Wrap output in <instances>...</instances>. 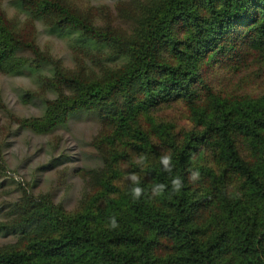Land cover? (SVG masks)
Segmentation results:
<instances>
[{
    "label": "trees",
    "instance_id": "16d2710c",
    "mask_svg": "<svg viewBox=\"0 0 264 264\" xmlns=\"http://www.w3.org/2000/svg\"><path fill=\"white\" fill-rule=\"evenodd\" d=\"M19 2L71 36L79 51L90 53L94 45L125 60L99 75L53 61L52 77L62 91L29 125L50 127L71 110L92 108L113 136L127 134L144 151L147 133L130 120L152 105L181 99L195 127L180 137L164 123L153 126L165 151L138 175L139 200L129 180L121 188L112 183L111 156L94 175L98 196L79 209L65 212L47 196L16 202L0 230L32 220L36 233L23 247H0V264H264V92L221 95L206 88L198 93L195 86L205 58L239 60L244 47L264 54V0L137 1L134 30L124 39L109 23L97 24L62 0ZM12 29L0 11V70L7 72L22 64L13 51L23 41ZM163 154L172 158L171 173L160 163ZM197 170L199 180L189 181ZM174 177L184 184L175 194ZM157 183L167 187L153 198ZM112 216L116 229L108 227Z\"/></svg>",
    "mask_w": 264,
    "mask_h": 264
},
{
    "label": "rangeland",
    "instance_id": "374dc122",
    "mask_svg": "<svg viewBox=\"0 0 264 264\" xmlns=\"http://www.w3.org/2000/svg\"><path fill=\"white\" fill-rule=\"evenodd\" d=\"M62 1L97 24L109 23L124 39L134 30L130 16L139 7L137 1L145 0ZM0 11L23 41L13 51V58L22 64L13 71L0 70V220H10L12 214L6 212L26 196H47L50 205L65 212L79 209L85 199L99 194L95 176L105 167L104 158L114 156L109 167L115 170L112 176L117 177L112 183L121 188L129 173L142 174L143 166L135 163L137 157H146V164L165 151L158 133L153 131L156 123L168 125L169 131L180 137L195 127L181 99L152 105L130 120L147 133L149 146L144 151L131 145L135 140L127 134L113 136V130L92 108L71 110L64 120L50 127L29 125L32 118L43 113L44 102L62 91L52 77L53 61L57 60L60 68L75 71L81 67L82 74L99 75L125 60L120 53L104 55L106 49H95L94 45L88 46L92 47L90 53L79 51L71 36L55 32L19 0H0ZM244 50L245 56L239 60L212 57L201 61L196 91L202 93L206 88L221 95L248 96L263 93L264 54ZM63 92L67 93L64 87ZM239 151L242 154L243 148ZM35 229L31 220L0 230V247H23L27 238L35 235Z\"/></svg>",
    "mask_w": 264,
    "mask_h": 264
},
{
    "label": "clouds",
    "instance_id": "9594fccd",
    "mask_svg": "<svg viewBox=\"0 0 264 264\" xmlns=\"http://www.w3.org/2000/svg\"><path fill=\"white\" fill-rule=\"evenodd\" d=\"M171 160H172V158L168 154H163L160 156V163L163 166V170L168 172V173L172 172ZM145 161H146V157L141 155V156L136 158L135 163L137 165L146 166ZM199 178H200V173L198 170L197 171H191L189 174V177H188L189 181H191V182H195V181L199 180ZM127 179L134 185V187L131 188V195H132L133 200L134 201L139 200L140 197L144 193V189L142 187H140V182H141L140 177L136 173L132 172V173L128 174ZM183 186H184V184H183V181L181 180L180 177H174L171 180V192L173 194L179 193ZM166 187H167V185H165L164 183L154 184L151 187V196L153 198L162 196L165 192ZM108 227L111 229H116L119 227L118 221H117L115 216H112L109 218Z\"/></svg>",
    "mask_w": 264,
    "mask_h": 264
}]
</instances>
